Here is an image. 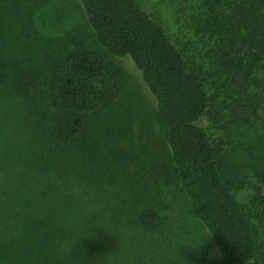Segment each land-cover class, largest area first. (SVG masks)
Instances as JSON below:
<instances>
[{
  "label": "trees",
  "instance_id": "trees-1",
  "mask_svg": "<svg viewBox=\"0 0 264 264\" xmlns=\"http://www.w3.org/2000/svg\"><path fill=\"white\" fill-rule=\"evenodd\" d=\"M42 1H25L27 25L32 24L30 16L37 7L45 9L42 18L46 19L50 8ZM75 1L95 47L78 46L62 54L51 67L46 84L34 81L29 72L24 74L15 65L9 68L0 54V100L9 98L20 107L30 101L32 92L40 90L46 94L51 115L49 126L42 119L40 123L37 115L32 125L26 123L18 152L4 148L8 164L20 168L22 163L23 170L37 177L44 144L72 155L76 143L88 146L86 118L117 101L123 71L113 60H123L137 73L153 102V119L175 177V189L186 204L188 219L209 239L217 264H264V232L250 225L222 180L218 164L226 147L234 150L243 145L248 130L256 142L264 140V0H194L197 12L192 30L200 43L197 54L176 47L134 0ZM204 66L220 78V100L206 93ZM118 110L123 113L124 108ZM203 117L219 124L221 137H208L198 125ZM126 134L120 130L115 140L105 137L103 146L128 155V163L138 166L144 188L152 194L133 209V225L129 224L134 231L142 228L149 236L156 235L170 217L162 199L166 195L174 198L177 192L173 194L168 187L167 176L158 175L165 174L166 163L153 175L155 168L147 171L142 152L134 150L136 145L123 148ZM134 135L131 139H140ZM244 149L253 163L247 170L264 185V145L248 144ZM6 185L0 197L8 194L11 200L0 201V264H72L65 257L78 255L76 247L86 242V229L69 226L74 220L64 211L61 221L57 209L29 210L33 204H41V197L29 200L31 195L19 190L16 178H0V188ZM259 200L258 209L264 214V200ZM186 244L181 239L179 260L164 264H202L207 250L184 247ZM148 264L163 263L152 257Z\"/></svg>",
  "mask_w": 264,
  "mask_h": 264
},
{
  "label": "rangeland",
  "instance_id": "rangeland-1",
  "mask_svg": "<svg viewBox=\"0 0 264 264\" xmlns=\"http://www.w3.org/2000/svg\"><path fill=\"white\" fill-rule=\"evenodd\" d=\"M25 1L0 0V54L4 56L9 68L15 65L22 73L29 72L34 81L46 84L51 67L62 54L78 46H95L75 0H43L50 8L47 17L43 19L45 9L37 7L30 16L31 25H27ZM134 2L147 16L161 25L176 47L186 54L198 53L200 43H197L192 30L197 12L194 0ZM194 61V64H199V59L195 58ZM113 62L123 71L117 101L107 109L92 113L86 118L88 146L76 143L73 155L58 152L44 144L42 150L45 157L41 159L40 176H33L23 170L22 163L19 164L21 169L13 168L8 164V157L3 150L6 146L11 150L15 148L17 152L20 150L22 139L26 136L25 125H32L36 115L40 123L42 119L49 126L51 115L48 113L50 107L45 92H32L30 101L20 104V107L9 98L0 100V137L4 139L0 141V178H16L19 190L23 189L31 195L29 200L41 197V204H33L29 210L37 212L57 209L61 221L65 218V214L61 212L64 211L74 220L69 226L86 229V242L76 247L78 255L65 257L72 264H135L136 260L140 264H148L152 257L163 264L168 260L173 263L171 259H180L178 248L181 239L187 243L184 247L207 250V258L202 264H217L209 239L195 221L188 219L186 204L175 189V177L153 119L151 98L130 64L123 60ZM205 67L202 70L205 73L206 93L209 98L214 95L215 100H220V78L215 75L214 70ZM27 105L31 107L26 109ZM119 108H124L123 113ZM198 125L210 139L221 137L219 124L211 119L203 117ZM112 129L114 130L111 131ZM120 130L127 132L123 148L126 150L128 144L136 145L134 150L142 152L147 171L155 168L153 175L157 174L158 167L162 169L163 163H166L165 174L160 172L158 175L167 176L171 182L168 187L173 194L177 192L174 198L166 195L162 199L170 211V217L164 229L156 235L149 236L142 228L134 231L129 224H132L133 209L144 198L149 197L152 191L144 188L141 173L137 171L138 166L128 163V155H120L115 148H104L106 143L102 140L105 137L115 140L116 135H120ZM134 134L137 137L139 135L140 139H131L135 137ZM242 141L241 147L235 146L234 150L226 147V151L219 155V170L222 180L247 215L250 225L262 233L264 214L262 208L258 209V205L259 198L264 200V185L247 170L253 163L246 158L245 151L248 149L244 148L248 144L261 147L264 140L256 142L253 133L248 130ZM115 145L117 146V142ZM98 147L103 149L98 150ZM3 190H7V185L0 188V195L5 192ZM157 191L158 189L155 190ZM2 198L0 197V201L11 200L8 194L6 198ZM257 236L260 237V234L257 233Z\"/></svg>",
  "mask_w": 264,
  "mask_h": 264
}]
</instances>
